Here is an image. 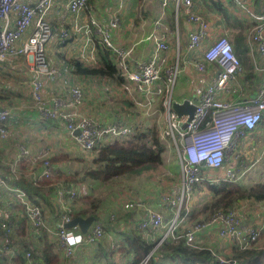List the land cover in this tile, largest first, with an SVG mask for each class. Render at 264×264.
<instances>
[{"label": "built area", "instance_id": "2783aa9c", "mask_svg": "<svg viewBox=\"0 0 264 264\" xmlns=\"http://www.w3.org/2000/svg\"><path fill=\"white\" fill-rule=\"evenodd\" d=\"M242 1L236 0L235 6L243 5ZM54 3L55 0H36L35 3L27 0H0V66L10 65L16 58L25 57L40 72L54 78L55 71L47 67L45 60L46 46L53 34L50 17ZM196 3L197 0H160L162 9L173 8L176 16H185L187 22L193 26L186 46L191 54L202 50L210 29L205 19L195 12ZM245 3L244 7L247 8L249 1ZM88 7V0H68L58 12V17L61 20L67 16L78 18ZM163 20V16L155 20L153 32L146 37L154 47L151 56L144 62H130L131 49H125L113 42L110 29H116L119 24L117 12L108 25L90 17L84 25H78L75 21L72 30L63 29L58 32L59 42L70 39L73 33H83L88 53L85 59L89 66L99 63L96 44L110 51L115 57L121 76L133 85L135 91L146 100L147 106L151 105L152 94L161 102L165 116L161 137L173 148L180 181L177 188L162 194V204L169 216L140 201H130L123 206L124 211L140 209L143 212V218L137 223L138 230H150L160 235L155 246L140 264H149L155 251L163 243L182 238L189 246H201L197 242V235L205 229L214 228L218 238L229 240L237 250L249 249L264 237V213L256 209H249L247 217L236 207L229 211L202 215L196 221L189 222L193 207L208 194L206 185L238 183L249 171H256L259 164H264V143L258 145L254 141V135L259 133L260 121L264 119V12L252 17L254 26L247 40L254 69L261 74L256 96L247 102L231 99L232 92L241 95L240 86L237 85L235 90L231 89L232 84L237 82L241 63L228 38L221 32L202 50L201 61L193 63L198 73H205L208 67H213L214 74L194 105L193 117L184 130L180 125L186 120V116L178 119L171 102L180 67L178 62L167 63L164 57L169 45L166 35L161 31ZM161 81V85L153 92L152 87ZM31 85L32 104L40 119L63 122L68 133L74 136L82 154L92 153L97 146L134 134V128L127 123L99 124L82 116L76 120L69 107L78 106L82 102L83 93L80 88H71L69 99L61 95L45 98L41 93L43 85L40 82L34 81ZM9 118V110L1 108V141L8 139ZM50 158L47 150L32 154L26 145L18 144L12 159H3L2 162L10 164L11 170L15 171L24 160H31L29 180L36 183L55 179L57 169L50 162ZM36 167L39 169L35 170ZM6 181L7 178L0 177V259L7 258L11 261L17 252L12 237L15 215V210L11 207L13 204L22 206L30 241L34 246H42L44 229L50 233L51 230L43 219L41 208L24 191L9 186ZM53 194L62 215L52 236L59 242L66 258L72 257L83 244L95 245L104 238V230L97 222L91 225L85 235L76 227L68 228L72 221L68 215L69 203L77 195L74 187L56 184ZM69 232L80 237L78 243L68 244L66 235ZM213 257L210 264H239L228 257L214 254ZM25 258L27 264H33L30 253Z\"/></svg>", "mask_w": 264, "mask_h": 264}, {"label": "crops", "instance_id": "0c3cea01", "mask_svg": "<svg viewBox=\"0 0 264 264\" xmlns=\"http://www.w3.org/2000/svg\"><path fill=\"white\" fill-rule=\"evenodd\" d=\"M27 1L35 3L36 0ZM67 1L55 0L50 17L53 34L51 37V45L48 48L51 53L50 63H46L50 70L55 71L53 79L40 72L39 68L25 57L16 58L10 65L5 64L0 66V109L7 108L10 112V118L7 123L8 139L6 141L0 140V152L3 155V159L11 160L15 154L17 145L24 144L32 154L47 150L50 152L51 159L62 156L61 162L54 163L53 166L57 169V172L64 171L66 172L65 175L68 176L78 175L76 174L78 171L74 170L77 168L83 170L84 165L85 168L92 166L94 152L82 154L74 136L68 133L66 125L63 122L42 121L40 119L39 114L35 111L32 104L31 84L34 81H38L43 85L41 93L45 98L53 95H61L69 99L71 88H80L83 93V100L78 106L69 107V111L75 114L76 120L82 116L99 124L127 123L131 127H136V123H139V118L142 116L143 110L144 112L150 110V112L146 113L150 114L156 102H160L159 98L152 94L150 100L153 104L147 106L146 100L126 80L125 83L118 84L115 80L108 77L83 76L75 73L70 60H78L84 66L89 67L85 59L88 53L83 33H73L70 39L59 42L58 32L63 29L72 30L75 21L78 22V25H84L90 17L95 18L102 24L108 25L112 21L115 12L118 13L119 24L116 29H110V34L114 43L125 49H131L130 62H144L151 56L154 45L152 42L146 40V37L153 32L155 20L160 16L164 17V25H162L161 31L166 35L169 45V50L164 54V57L167 63L175 64L178 62L180 67L178 80L172 91V103L176 102L181 104L184 101H189L190 104H196L211 80L214 69L213 67H208L205 73H198L193 67V63L195 61H201L202 50L221 32L228 38L241 63V70L237 76V82L232 84L231 87V89L233 88L235 90L237 85L240 86L241 95L239 96L232 92L231 99L236 102H247L252 101L257 94L261 74L257 73L254 69L247 40L253 28L252 23L254 22L252 17L259 15L262 11L264 12V0H243L242 2L244 4L240 6H235L236 0H224L223 6L236 18L235 21L226 19L220 13L213 11L209 5L202 4L201 1L199 2L197 0L195 12L205 19L210 25V29L209 37L204 40L202 50L192 54L187 51L186 46L188 35L193 31V26L185 18L183 19L181 28H179L178 22L180 16L175 15L173 8L162 9L160 0H155L157 3L155 6L156 9L150 11L151 15L147 19H136L137 17L135 15V22L134 20L130 22V13L135 11V5H137L132 4V0H92L90 1L88 10L81 12L78 18L67 16L64 20H61L58 17V12L64 7ZM246 1H249L247 8L244 7ZM167 11H173L174 13V30H170L169 25L165 22ZM176 40H178V43H176ZM173 44L177 48L179 44H182V48L180 50L177 49V53L175 54ZM95 51L99 62L101 58L97 51V44L95 45ZM248 73L254 75L252 84H249L246 79ZM161 83L162 81L157 86L154 85L152 91L154 92ZM155 112L161 116L156 121L161 134L165 119L164 112L162 109L159 113L157 108L156 111H153V114ZM175 161L177 163L176 157ZM70 168L74 172H71ZM80 174L82 175V173ZM92 185L94 184L80 183L77 187H72L77 192L85 194ZM169 189L170 187L168 186L164 191L162 190L163 192H159V194L152 195L143 200L134 201L145 203L151 208L169 216L170 214L166 212L162 204V194L166 193ZM52 197L56 205L55 195L53 194ZM204 199L202 198L200 201ZM116 202L117 197L112 203L114 207L110 206V208H105L103 211L105 216H110V220L115 219L113 214L117 210L115 208ZM70 205L71 202L69 203V207ZM81 206V204H76L75 208H81ZM237 208L242 215L245 217L248 216L247 212L249 209H243L242 202ZM131 213H133L132 221L119 222L117 225H113V232H108L104 229V238L95 245L83 244L76 249L74 255L70 258H66L62 253L60 256V264H129L133 255H119V251H117L114 243L119 242L123 238V234L129 232V228L134 227V224H137L143 218V212L140 209L133 210ZM57 222L58 220L54 223L48 222L47 225L51 230L50 235H52ZM96 222L104 228L107 224V219L100 217L94 223ZM76 228L80 232L79 228ZM159 236L156 233H144V235H141L145 241L152 245V248L158 241ZM29 240V238L26 239V241ZM197 242L217 256H231L234 248L229 240L218 238L214 228L205 229L198 234ZM263 244L264 237L257 245ZM109 250H113V254H110L108 252ZM152 259L155 262H159L156 251Z\"/></svg>", "mask_w": 264, "mask_h": 264}, {"label": "trees", "instance_id": "16d2710c", "mask_svg": "<svg viewBox=\"0 0 264 264\" xmlns=\"http://www.w3.org/2000/svg\"><path fill=\"white\" fill-rule=\"evenodd\" d=\"M90 1L92 0H88L89 4ZM200 1L202 4L209 5L213 11L220 13L226 19L236 20L225 9L223 2L219 0ZM156 5L155 0H137L138 18L147 19L151 15L150 11L156 9ZM166 13L165 22L169 25L170 30H174V13L173 11H167ZM178 16H180L178 24L179 28H181L183 19L186 17L180 14ZM253 25L254 23H252V27ZM97 51L101 59L96 66L87 67L78 60H70L75 73L83 76L108 77L115 80L118 84L125 83L126 81L121 76L112 53L99 45H97ZM234 54L236 55L235 51ZM246 79L249 84H252L254 75L248 73ZM156 108L159 113L162 111L161 102H156L150 114H153ZM133 128V136L119 138L95 147L93 149L95 155L92 160V166L85 169L80 176L63 175L62 178H57V180H43L33 183L29 180L31 174L30 168L32 166L31 160H24L17 170L12 171L10 164H4L2 162L3 155L0 152V177L7 178L6 183L9 186L24 191L32 202L41 208L43 219L47 224L48 222L54 223L62 215L61 210L54 204L52 199L56 184L77 187L80 183H92L96 186L112 182L114 179L122 176L132 177L141 175L143 171L146 172V170L156 169L157 166H161L170 160L172 162L175 161L174 153H172L173 148L166 140L162 139L160 128L156 121L153 122L149 129L146 128L145 132L139 131L140 127L136 128L134 126ZM255 136V143L261 137H263L262 141L264 142V119L260 121L258 136ZM61 159L62 156L59 158H50V162L53 165L54 163L61 162ZM38 169L39 167H36L35 170ZM206 189L210 198L198 204L199 201L193 207L189 222L196 221L202 215L212 214L217 211L232 210L243 201H252L255 203L264 202V183L262 182H253L249 186H244L241 182H220L218 184L206 185ZM89 191L92 192L91 187H89ZM80 194L82 193L79 192L78 194L77 192L75 199ZM107 197L111 200L109 208L110 206L114 207L112 203L116 200L117 194L115 192L109 193ZM75 199L71 201L70 211L68 212L71 220L75 218L85 219L88 217H94L95 220H99L101 217L102 219H107V224L103 230L105 229L108 232H113V225H117L119 222L133 220V213L131 211L122 210L121 212L123 214H120V217H122L120 220L118 218L110 220V216L104 218L105 215H100L103 207L102 202L107 200L105 197L98 199L91 198L88 192L82 194L79 198V204L82 205L81 208H75L77 204ZM11 207L15 210L13 217L14 234L12 237L15 246H17V252L11 261L7 258L0 259V264H9V262L11 264H27L25 258L27 253H30L33 264H60V256L63 251L57 239L44 229L42 231V246L39 248L34 246L30 240L26 241V239H30V233L26 219L22 214V206L13 204ZM134 225V227L129 228V232L123 234V238L120 236L121 240L114 243V246L117 247L119 255H133L129 264H140L152 248V245L145 241L141 235H144V233L151 234L152 231H141L138 230L137 224ZM262 240L263 237H261L260 241ZM108 252L113 254V250H109ZM156 255L159 262L151 259L149 264H210L214 260L210 250L202 248L201 246H189L182 238L177 241L161 244L156 250ZM226 257L237 261L239 264H264V244L254 245L246 250L233 248L231 256Z\"/></svg>", "mask_w": 264, "mask_h": 264}, {"label": "rangeland", "instance_id": "374dc122", "mask_svg": "<svg viewBox=\"0 0 264 264\" xmlns=\"http://www.w3.org/2000/svg\"><path fill=\"white\" fill-rule=\"evenodd\" d=\"M137 4L136 0H132V4ZM136 6V7H135ZM135 11L133 13H130V22L133 20L135 21V15L138 19L137 14V5H135ZM51 45V40L46 46V52H45V60L46 62L50 63V57L51 53L49 51V46ZM174 45V44H173ZM182 44H179V47L177 48L176 45L173 46L174 48V54L177 53V49L180 50L182 48ZM178 80V79H177ZM177 83V81H176ZM150 112L148 110L147 112H142V116L139 118V123H136V128H139V131L145 132L146 128L149 129L151 125L153 124L154 120L158 121L159 118H161L160 114H146ZM145 113V114H144ZM138 130V129H136ZM133 136V135H132ZM258 136V134H257ZM261 136V135H260ZM256 138V136L254 137ZM263 137L259 139L257 142L258 145H262L264 142L262 141ZM256 140V139H254ZM173 153V151H172ZM170 152V154H172ZM174 155V154H173ZM172 156V155H171ZM264 163V161L262 162ZM74 169V167H72ZM69 169V168H68ZM87 169L85 168V165L83 166V170L80 168L75 169L74 171H78L76 174L81 175L80 173H83V171ZM71 172L73 171L70 168ZM73 171V172H74ZM70 172V171H69ZM65 175L64 171L57 172L55 176V180L57 178H62V176ZM180 181V175H179V169L177 166L176 161H168L165 164H162L161 166H157L156 169L153 170H146L142 172L141 175L132 176V177H118L114 179L112 182L106 183V184H100V185H92V192L88 189V194L91 195V198H106L104 202H102V214L104 209L109 208L111 200L107 197V194L115 192L117 194V202H116V212L114 214L115 219L118 218L119 220L122 218L120 217V214H123L121 211L124 210V204L128 201H134V200H140L148 198L152 195L159 194V192H163L166 187H170L171 189H175L178 187ZM244 186H249L253 182H262L264 183V164L258 165L257 170L253 172H248L244 178L240 181ZM163 190V191H162ZM79 194V192H78ZM82 194L78 196V198L75 199L77 201V204H79V198ZM198 197L196 196V199ZM210 198L209 193L205 196L204 200H207ZM202 201H200L198 204H200ZM243 209H256L260 212L264 213V202L255 203L252 201H244L242 202ZM125 214V213H124ZM128 214V213H127ZM104 216V214H103ZM104 218H107V216H104ZM153 233V232H152ZM154 234V233H153Z\"/></svg>", "mask_w": 264, "mask_h": 264}, {"label": "water", "instance_id": "95a60500", "mask_svg": "<svg viewBox=\"0 0 264 264\" xmlns=\"http://www.w3.org/2000/svg\"><path fill=\"white\" fill-rule=\"evenodd\" d=\"M173 111L177 114L178 119H181L182 117L186 116V120L181 123V129L184 130L187 123L192 119L195 106L193 104H190L189 101H184L183 103L179 104L174 102L172 104ZM78 132L75 133L77 135ZM3 176V174L1 173ZM95 222L94 217H88L85 219L82 218H75L73 219L69 224L68 228L78 227L80 230V233L85 235L87 234L89 228L91 225Z\"/></svg>", "mask_w": 264, "mask_h": 264}, {"label": "clouds", "instance_id": "9594fccd", "mask_svg": "<svg viewBox=\"0 0 264 264\" xmlns=\"http://www.w3.org/2000/svg\"><path fill=\"white\" fill-rule=\"evenodd\" d=\"M66 239L69 245H74L79 242L80 237L74 236L71 232L67 233Z\"/></svg>", "mask_w": 264, "mask_h": 264}]
</instances>
